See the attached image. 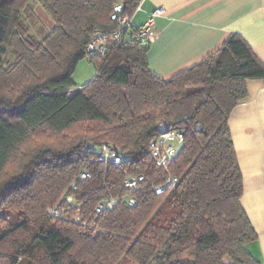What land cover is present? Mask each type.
I'll list each match as a JSON object with an SVG mask.
<instances>
[{
  "label": "trees",
  "instance_id": "obj_1",
  "mask_svg": "<svg viewBox=\"0 0 264 264\" xmlns=\"http://www.w3.org/2000/svg\"><path fill=\"white\" fill-rule=\"evenodd\" d=\"M36 1L54 23L39 34L30 0H0V264H260L246 250L257 234L228 127L246 79L264 78L249 44L231 33L162 79L132 26L105 58L90 59L96 73L80 87L72 76L90 38L116 30V3L132 16L139 0ZM160 122L185 135L170 165L176 187L155 194L162 175L149 143ZM102 143L121 150L120 165L89 162ZM83 168L92 176L76 181L70 217L88 224L49 217ZM127 175L145 178L130 193L135 205L118 201L95 219L101 200L129 193Z\"/></svg>",
  "mask_w": 264,
  "mask_h": 264
},
{
  "label": "crops",
  "instance_id": "obj_2",
  "mask_svg": "<svg viewBox=\"0 0 264 264\" xmlns=\"http://www.w3.org/2000/svg\"><path fill=\"white\" fill-rule=\"evenodd\" d=\"M29 5L39 26L54 27L36 0ZM157 6L165 12L155 17L157 33L146 56L159 78L199 62L231 33L239 34L264 64V0H142L131 25L143 24ZM245 85L246 95L231 110L228 127L243 181L241 206L257 234L246 250L264 264V78H248Z\"/></svg>",
  "mask_w": 264,
  "mask_h": 264
},
{
  "label": "built area",
  "instance_id": "obj_3",
  "mask_svg": "<svg viewBox=\"0 0 264 264\" xmlns=\"http://www.w3.org/2000/svg\"><path fill=\"white\" fill-rule=\"evenodd\" d=\"M141 2L142 0L138 1L134 13L139 10ZM164 12L165 8L163 6H157L151 11L149 17L143 24L134 28V32L132 33L133 38L142 43H150L157 33L155 28V17L162 15ZM110 19L117 23L116 30L110 35L104 34L101 31H96L90 38L85 49L86 58L91 59L93 56L105 58L109 48L121 43L125 32L132 29L131 16L123 12V5L120 2L113 6ZM184 135L185 129L171 127L160 122L158 135L149 143V152L152 162L154 166L160 170L162 175L160 181L152 186L155 194H161L165 191L174 189L179 181V177L171 173L170 165L184 146ZM88 147L87 145L85 148ZM123 159V154L118 147L112 144L102 143L93 150V155L90 157L89 162L111 163L118 166L122 163ZM91 176L92 173L90 170L86 168L81 169L78 176L70 183L60 200L46 209L48 216L65 220L71 218L75 223L83 225L88 224L90 218L84 219L79 213L73 214V216L70 217V210L75 208L73 203L75 194L73 191L76 189V181L87 179ZM144 179V175H127L124 179L123 187L127 189L129 193L101 200L94 208L93 215L95 219L104 210L112 209L118 201H122L128 206L135 205V198L130 193L138 189L139 183Z\"/></svg>",
  "mask_w": 264,
  "mask_h": 264
},
{
  "label": "rangeland",
  "instance_id": "obj_4",
  "mask_svg": "<svg viewBox=\"0 0 264 264\" xmlns=\"http://www.w3.org/2000/svg\"><path fill=\"white\" fill-rule=\"evenodd\" d=\"M37 26H39L38 22L32 26L31 32L33 34H39V31H38L39 29ZM44 26H45V24H44ZM96 70H97V66H96L95 62L84 57L83 59H81L78 62L77 66L75 68V71L73 72L72 77H73L74 81L81 87V86H84L85 84H87L93 78V76L96 73ZM78 91H79V89L72 90L70 92V95H73L74 93H76ZM10 221H12V222L15 221V218L12 215L10 216Z\"/></svg>",
  "mask_w": 264,
  "mask_h": 264
}]
</instances>
